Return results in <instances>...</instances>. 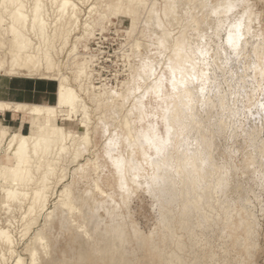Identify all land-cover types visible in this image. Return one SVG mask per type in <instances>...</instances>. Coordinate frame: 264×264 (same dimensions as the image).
Masks as SVG:
<instances>
[{"label": "bare ground", "instance_id": "obj_1", "mask_svg": "<svg viewBox=\"0 0 264 264\" xmlns=\"http://www.w3.org/2000/svg\"><path fill=\"white\" fill-rule=\"evenodd\" d=\"M77 1L82 3L90 0H0V75L57 81L56 99L53 104L0 100V113L21 112L29 125V132L23 133L12 130L10 126L0 121V179L5 180L0 184V211L5 210L9 214L2 221L0 213V264H9L11 261L12 264H42L49 259L47 257L50 253L53 255L52 250L56 242H52L49 236L47 239L43 227L35 229L33 237L25 243L27 257L17 251L18 242L13 230L17 216L12 213L20 210L19 232L20 237L25 238L43 211H48V215L53 212V209L47 206L57 186L63 184L67 178V167H64L67 154L71 153L75 162L83 155L84 149L93 144L92 128L95 125L93 116L99 118L103 116L102 113L98 115L93 112V104L111 103L114 106L122 98L123 92L116 93L105 83L107 78L103 77L101 71L96 72L95 67L99 66L100 57L87 55L80 59L84 52H89L88 42L94 35L93 25L87 20L90 16L81 22L82 8ZM123 1L127 2L116 0L114 5L116 12L121 10ZM146 1L140 0L142 4ZM89 4V8L93 9L94 4L92 2ZM206 14V20L200 24L201 32L211 33L210 28L217 30V17L213 11ZM175 16L171 8L167 18ZM81 27L82 34H76ZM240 30L242 43L226 44L229 58L224 64L220 62L219 57L215 59L216 70L213 72L214 77H210L211 86L205 91H199L201 96L196 101L189 102L186 96H182L183 121L187 124L186 131L189 133L182 134V139L176 140L178 132L176 128H172L166 143L167 153L151 157L155 168L152 173L146 175L149 179L148 186L156 200L160 201L158 203L164 205L159 209L163 217L159 232H151L149 236H137L139 244H153L151 260L146 264H257L256 254L259 247L257 228L260 227L259 223H256L257 214H253L254 210L251 211L245 204L251 203V198H246L249 200L247 202L242 196L246 202L238 204V201H242L240 198L244 189L243 187L242 192L240 191L244 184L238 180V168L235 169L236 165L232 160L234 158L230 159V150L222 147L223 141L221 144L218 141L223 135H219L216 141L214 135L216 132L213 135L211 133L213 131L210 132L212 121L213 123L220 121L222 115L219 114L223 111H227L229 120L237 125L234 118L239 116L242 110L241 105L240 107L237 105L239 102L242 104L239 80L241 76L249 75L244 62L252 67H260L263 73L264 63L261 64L255 56L257 48L255 44L262 47L263 40L250 32L246 23L240 25ZM87 35L88 41L80 48V40L86 39ZM139 40H135L133 46L136 50L145 52L148 43ZM65 51L66 54L68 52V58L63 69L60 57ZM218 53L223 59V51L218 48ZM222 75H227L226 82L230 93L223 92L222 88L227 89L215 83ZM99 81L101 84L97 85ZM189 93L195 97L193 88H189ZM251 106L247 110L249 118L253 117L255 120L258 117L261 120V115L264 118V88ZM179 109L180 106H177L174 111L177 112ZM218 116L221 118L217 119ZM113 118L122 122L130 139H139V133L136 132L129 113L123 115L121 119L117 115ZM225 124L227 122L223 123ZM241 126L239 125V128ZM224 127L227 126H223V129ZM254 129L256 127L253 125H247L244 131L254 133ZM223 131L225 133L226 130ZM236 132L234 129L231 137H234ZM237 135L234 137L236 140ZM249 135V138L254 137L251 133ZM257 136L254 137V141ZM234 138H231L233 142ZM242 141L238 144H242ZM256 145L255 143L254 146ZM229 147L226 145V148ZM262 147L258 148L264 158V145ZM252 149L254 148L247 150ZM127 151L131 152L130 148ZM251 152L249 155L252 156ZM255 158L247 164L254 163L258 157ZM132 160L136 165L137 160L135 158ZM242 164L245 167L246 163ZM261 165V171H258L261 172L260 176L264 177V163ZM244 169L247 170V167ZM248 171L246 173H249ZM248 178L247 182L251 180ZM254 181L257 180L250 182ZM249 185L247 184L248 187ZM92 189L102 196L109 195L99 184ZM244 191L248 197V194L246 195L248 190ZM68 192L65 185L59 190L57 194L59 198L54 205L61 204L65 209L71 210L74 198L64 199ZM62 218L60 215L59 220ZM79 228L83 226L79 225ZM114 230L111 247L106 249L110 257L109 264H131L124 252L127 248L122 244L124 239L121 236L120 224ZM81 232L89 235L86 228ZM96 245L102 251V244L97 241L91 247L94 250L92 252L98 255ZM80 255L82 260L86 259L81 252Z\"/></svg>", "mask_w": 264, "mask_h": 264}, {"label": "rangeland", "instance_id": "obj_2", "mask_svg": "<svg viewBox=\"0 0 264 264\" xmlns=\"http://www.w3.org/2000/svg\"><path fill=\"white\" fill-rule=\"evenodd\" d=\"M77 2L82 8L81 22L83 23L84 19L90 16L87 20L93 25L92 34L94 35L88 42L89 52L82 50L84 54L80 59L87 55L100 57L99 66L95 67L96 72L101 71L103 77L107 78L105 83L116 93L123 92L122 98L114 106L111 103L93 104V112L98 115L103 114L101 118L93 116L95 121L92 128L93 144L85 148L83 155L75 162H73L72 154H67V160L64 162V167H67V178L63 184L57 186L47 206L53 209V212L48 215V211H43L38 217V222L25 238L20 237L19 232L20 210L12 213L17 216V223L13 228L15 239L18 242L16 249L27 257L25 243L33 237L35 229L43 227V233L47 239L50 237L56 244L52 250L53 255L50 253L47 257L49 259L42 264H93V262L109 264L110 257L106 249L111 247L114 228L120 224L121 236L124 239L122 244H125L127 248L126 251L124 249L127 260L131 264H146L151 260L153 244L141 245L137 236H149L151 232L158 233L163 218L159 211L162 209V203L159 204V200L153 196L148 186L149 179L146 176L155 168L151 157L167 153L166 143L172 128H176L178 132L176 140H181L182 134L189 133L186 131L187 124L183 121L182 96H186L189 102L196 101L201 96L199 91H205L211 86L210 77H214L213 72L216 70L217 61L215 59L219 57L220 62L224 64L229 58L226 44L239 45L242 43L240 25L246 23L250 32L252 31L264 42V0H147L143 4L140 0L133 2L127 0V2L123 1L119 12H116L114 8L116 0H90L85 1L86 3L82 2L83 4ZM91 2L94 4L93 9L89 8ZM45 3L47 4L46 1ZM171 8L176 15L175 18H167V13ZM212 11L217 17V30L210 28L211 33H202L200 24L206 20V13H212ZM82 32L81 27L76 34L81 35ZM88 36L80 42L78 40L80 48L86 44ZM139 39L148 43L145 52L138 49L137 51L133 46L134 41ZM255 46L257 47L255 56L263 64L264 44L262 47L257 44ZM218 48L223 51V59L221 55H218ZM67 58L68 52L66 54L65 51L60 57L63 61V69ZM245 65L249 75L241 76L239 80L242 104L239 102L237 105L239 107L241 105L242 110L239 116L234 118L237 125L235 126L232 120H229L228 112L223 111L225 114L223 112L219 114L222 118L216 117L221 118L222 122L217 120L213 123L212 121L210 132L213 131L212 135L216 132L214 134L216 141L219 135H223V139L220 136L218 141L220 144L223 141L222 147L230 150V159L234 158L232 160L236 165L235 169L238 168V172L235 170L238 173V180L244 184L241 183L243 186L240 187V191L242 192L243 187L248 190L247 197L243 189L244 194L242 193L240 198L242 201H238V204H243L247 201L246 198H251V203L248 200L245 204L251 211L254 210L253 214H257L255 215L256 219L258 218L256 223L260 226L257 228L259 247L256 261L257 264H264V177L260 176L261 172H259L264 158L258 148L264 145V118L262 115L261 120L256 116L255 120L252 119L253 117L249 118L250 114L247 111L264 88V64L263 73L258 66L252 67L244 62ZM226 80L227 75H222L221 79L215 83L227 89L222 88L223 92L230 93ZM53 81L57 85V81ZM98 84H101L100 81ZM189 88L194 89L195 97L189 93ZM55 98L56 95L49 101L46 99V102L53 104ZM177 106H180V109L175 112L174 109ZM253 111H255L254 108ZM127 113L133 119L139 139H130L125 133L122 122L113 118L117 115L121 119ZM226 122L225 125L228 128L223 129L225 126L223 123ZM213 124L216 126L214 127ZM239 125H242L241 128ZM247 125L258 128L257 131L254 129V133L250 132L254 137L258 135L256 132L259 133V138L258 136L255 138L256 142L253 136L249 138L250 133L244 131ZM222 129L226 130L225 133ZM234 129L235 132L237 131L234 137L238 134L236 136L238 141L231 137ZM28 132L29 129L26 127L23 133ZM231 138L235 141L233 142ZM224 139L227 141L225 142ZM260 139H263V142ZM241 140L245 142L242 141L239 145ZM250 142H253V146ZM255 143L260 145L258 147L256 145V148ZM226 145L230 147L226 148ZM129 148L131 152L127 151ZM236 148L237 151H235ZM251 148L255 151L254 149L248 151ZM250 152L253 153L252 156L249 155ZM259 154L263 161L262 158L259 159ZM133 158L137 160L136 165ZM252 158L256 161L247 164ZM242 163H246L245 167ZM246 167L249 173H246L247 170L244 169ZM244 176L251 180L247 182L246 178L243 179ZM255 179L257 181L250 182ZM4 182L3 178L0 179V184ZM97 184L109 195L102 196L93 192L92 188ZM247 184H250L249 187ZM65 185L69 192L64 199L74 198L71 210L65 209L61 204L54 205L58 201L59 190ZM255 185L257 188L253 187ZM0 213L2 221L9 215L5 210H1ZM60 215L63 217L62 220H59ZM79 225L83 228H79ZM84 228L88 230L89 235L81 232ZM97 241L102 244V251L97 245V249L94 247L99 252L98 255L92 252L91 248ZM80 252L86 259L82 260ZM9 264H12V261Z\"/></svg>", "mask_w": 264, "mask_h": 264}, {"label": "crops", "instance_id": "obj_3", "mask_svg": "<svg viewBox=\"0 0 264 264\" xmlns=\"http://www.w3.org/2000/svg\"><path fill=\"white\" fill-rule=\"evenodd\" d=\"M57 90L53 80L37 77H19L0 75V100L11 102L47 103L54 98ZM56 99V98H55ZM0 121L14 131L29 129L23 113L6 111L0 113ZM18 129V130H16Z\"/></svg>", "mask_w": 264, "mask_h": 264}]
</instances>
